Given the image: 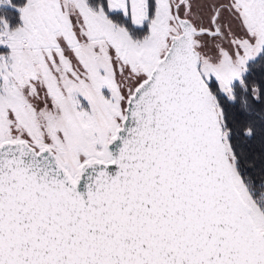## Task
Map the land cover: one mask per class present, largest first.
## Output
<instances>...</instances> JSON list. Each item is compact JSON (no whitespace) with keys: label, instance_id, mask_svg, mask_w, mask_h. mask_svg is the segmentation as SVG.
I'll list each match as a JSON object with an SVG mask.
<instances>
[{"label":"snow or ice","instance_id":"obj_1","mask_svg":"<svg viewBox=\"0 0 264 264\" xmlns=\"http://www.w3.org/2000/svg\"><path fill=\"white\" fill-rule=\"evenodd\" d=\"M0 264H264V0H0Z\"/></svg>","mask_w":264,"mask_h":264}]
</instances>
